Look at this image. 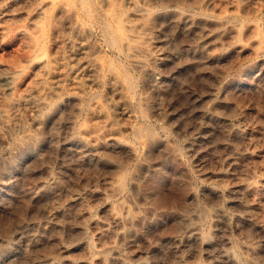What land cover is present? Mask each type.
I'll return each mask as SVG.
<instances>
[{
	"label": "rangeland",
	"instance_id": "374dc122",
	"mask_svg": "<svg viewBox=\"0 0 264 264\" xmlns=\"http://www.w3.org/2000/svg\"><path fill=\"white\" fill-rule=\"evenodd\" d=\"M30 1H0V264H264V1L142 0L157 19L135 57L97 0Z\"/></svg>",
	"mask_w": 264,
	"mask_h": 264
},
{
	"label": "bare ground",
	"instance_id": "6f19581e",
	"mask_svg": "<svg viewBox=\"0 0 264 264\" xmlns=\"http://www.w3.org/2000/svg\"><path fill=\"white\" fill-rule=\"evenodd\" d=\"M0 1H1V0H0ZM31 1H33V0H31ZM31 1H30V3H31ZM37 1H38V0H37ZM41 1H43V2L41 3V5H42V4H43V5H42L41 10H40L41 12H40V11H39V12L42 14L43 17H44V15H45L46 13H48V12H49L50 10H52V9H53V10H56V12L60 11V12L63 13V10H64L65 8H67V12H69L68 9L71 8V7H72V8L74 7L73 5H72V6L70 5V4H72V2H73L74 0H73L72 2H71V1L69 2L68 0H66V1H64V2H61V1H63V0H48V1L41 0ZM76 1H77V0H76ZM79 1H80V0H79ZM83 1H84V0H81V2H83ZM88 1H89V0H87V2H88ZM97 1H98V3H99V6L104 10L105 15L109 18V25H110V26H109V28H108V26H107V28H108V29H107V30H108V31H107V35H108V38L110 39V43H112V45H110L111 48L114 47V46L116 45V47H119L123 52H125L126 54H128L129 57H130L129 54H131L130 52H133V50H137V48H138V51L141 50V49H139V47H140V48L142 47V45H141L142 42H141V44H140V41H141V40L144 41L143 38H145V37H144V36L142 37V35H139L138 33H139L140 30H142V29L144 30V29L147 27V25H148L149 23L154 24V23H152V22L155 20V17H156V12H155L156 10H155V11L152 10L153 6H150L151 3H150L149 5H148V4L145 5V3H148V2H149L148 0H147L148 2H146V1L143 0L145 3H144L142 0H141V1H140V0H128V1H130V2H126V4L128 3V6H129V7L134 6V8H133L134 11H133V12H132V11L130 12L129 9H128L129 12H124V8H125V7H124V5H123L122 2H121L122 0H121L120 2H119L118 0H97ZM123 1H126V0H123ZM151 1H152V0H151ZM259 1H260V0H259ZM261 1H262V0H261ZM263 1H264V0H263ZM25 2H26V1H25ZM81 2H80V3H81ZM92 2H93V1H92ZM92 2H91V3H92ZM141 2L144 3V4L142 3L144 7H143V8L141 7V8H142V12H140V10H141L140 6H141V5H139V3L141 4ZM2 3H3V2H2ZM76 3H78V2H76ZM85 3H86V1H85ZM85 3H84V4H85ZM91 3H90V4H91ZM93 3H94V2H93ZM95 3H96V1H95ZM98 3H97V4H98ZM123 3H124V2H123ZM129 3H130V5H129ZM26 4H27V3H26ZM28 4H29V3H28ZM73 4H74V3H73ZM124 4H125V3H124ZM14 5H15V4H14ZM22 5H24V4H22ZM32 5H33V3H32ZM34 5H35V4H34ZM41 5H39V6H41ZM81 5L83 6V3H82ZM81 5H80V6H81ZM151 5H152V4H151ZM17 6H18V5H17ZM27 6H28V5H27ZM70 6H71V7H70ZM75 6H76V5H75ZM89 6H90V5H89ZM89 6H87V7H89ZM97 6H98V5H97ZM99 6H98V7H99ZM126 6H127V5H126ZM128 6H127V7H128ZM135 6H136V8H135ZM30 7H31V6H30ZM83 7H84V6H83ZM93 7H94V4H93ZM95 7H96V4H95ZM127 7H126V8H127ZM151 7H152V8H151ZM155 7H156V6H155ZM163 7H164V6H163ZM12 8H13V7H12ZM15 8H16V6H15ZM24 8H25V7H24ZM37 8H38V7H37ZM72 8H71V9H72ZM75 8H76V7H74L73 9H75ZM85 8H86V7H85ZM164 8H166V6H165ZM0 9H1V8H0ZM18 9H20V8H18ZM29 9H30V8H29ZM62 9H63V10H62ZM71 9H70V10H71ZM86 9H87V8H86ZM8 10H9V9H8ZM15 10H16V9H15ZM61 10H62V11H61ZM65 10H66V9H65ZM65 10H64V11H65ZM75 10L77 11V9H75ZM75 10H72V11H75ZM78 10H79V9H78ZM81 10H82V9H81ZM81 10H79V11L81 12ZM83 10H84V9H83ZM90 10H91V9H90ZM90 10H89V11H90ZM95 10H96V9H95ZM95 10H94V11H95ZM131 10H132V9H131ZM79 11H78V12H79ZM89 11H88V12H89ZM94 11H93V13H91V12H90V13H91V14H94ZM125 11H126V10H125ZM177 11H178V9H177ZM187 11H188V10H187ZM53 12H54V11H53ZM53 12H52V14H53ZM65 12H66V11H65ZM80 12H79V13H80ZM83 12H84V11H83ZM88 12L86 11V13L89 15ZM174 12H175V11H174ZM70 13H71V12H70ZM74 13H76V12H74ZM74 13H73V14H74ZM86 13H85V14H86ZM97 13H98V12H97ZM100 13H101V12H100ZM100 13H99V14H100ZM177 13H178V12H177ZM27 14H28V12H27ZM157 14H159V13L157 12ZM37 15H38V14H37ZM61 15H62V14H61ZM88 15H87V16H88ZM95 15H96V13H95ZM101 15H103V14H101ZM101 15H100V16H101ZM105 15H103V16H105ZM160 15H161V12H160ZM178 15H179V17H178L179 19H178V20H180L183 24L186 23V24H187L186 26H188V25H192V24L194 25V23H196V22H198V23H200V24H202V22H203V23H206L205 17H204V19L202 18V16H199L200 18H199L198 16L196 17V14H195V15L190 14L189 12H186L184 9H183V10L181 9V10L179 11V14H178ZM38 16H39V15H38ZM40 16H41V15H40ZM42 16H41V17H42ZM53 16H54V15H53ZM53 16H52V18H53ZM55 16H56V17H57V16H60V13H59V15L57 14V15H55ZM90 16H91V15H90ZM103 16H102V17H103ZM24 17H26V16H24ZM24 17H23V18H24ZM41 17L38 18L40 21L43 19V17H42V19H41ZM176 17H177V16H176ZM12 18H13V17H12ZM45 18H46V16H45ZM90 18H92V17H90ZM49 19H50V16H49ZM54 19H55V18H54ZM54 19H53V21L55 22ZM103 19H104V17H103ZM156 19H157V17H156ZM29 20H30V19H29ZM32 20L34 21V19H32ZM32 20H31V21H32ZM39 20H38V21H39ZM43 20H44V19H43ZM101 20H102V19H101ZM178 20H177V21H178ZM38 21H37V22H38ZM47 21H48V18H47ZM50 21H51V20H50ZM53 21H51V22H53ZM93 21L95 22L96 20H93ZM105 21L107 22V20H104V22H105ZM175 21H176V20H175ZM180 21H178V23H179ZM34 22H35V21H34ZM37 22H36V24L34 25V26H37V27H36L35 29H33V28H32V29H33V30H36L37 28L40 27V29H38L40 33L38 34V33H35V32H34V33L31 34V33H30V30H29V33H30L32 36H31L30 34H28L27 31H26V34H28V38H29V37H31V38L33 37V39H30V38H29V39H30L29 44L32 42V46H33V48H35V47L38 45V42L42 41V44H41V46L39 47V50L41 49V52H40L39 50H38V51H39V53H42V54H43L42 56L45 58V56H44L45 52H44V51H46L45 49L47 48V47H46V41H47V40H46V30H47V32H48V29H45V28L48 26V24H49L50 22L47 24V26L44 25L45 23L43 24V26H41V25H42L41 23L44 22V21L39 22L40 25H37V24H38ZM100 22H101V21H100ZM106 22H105V24H106ZM98 23H99V22H98ZM107 23H108V22H107ZM178 23H176V24H178ZM22 24H23V26H24V23H22ZM25 24H26V23H25ZM27 24H28V22H27ZM29 24H30V23H29ZM102 24H103V23H102ZM102 24H101V26H102ZM151 24H150V25H151ZM31 25H32V24H31ZM31 25H30V26H31ZM50 25H53V24L50 23ZM111 25H112V26H111ZM160 25H161V24H160ZM193 25H192V26H193ZM195 25H196V24H195ZM202 25H203V24H202ZM204 25H205V24H204ZM19 26H22V25H19ZM19 26H18V28H20ZM23 26H22V27H23ZM32 26H33V25H32ZM44 26H45V27H44ZM151 26H152V28H153V25H151ZM179 26H180V25H179ZM186 26L184 25L185 28H186ZM22 27H21V28H22ZM25 27H26V26H25ZM188 27H189V26H188ZM199 27H200V26H199ZM27 28H28V27H27ZM102 28H103V26H102ZM154 28H155V27H154ZM154 28H153V29H154ZM158 28H159V27H158ZM182 28H183V27H182ZM185 28H184V29H185ZM191 28H192V27H191ZM16 29H17V28H16ZM24 29H25V28H24ZM32 29H31V30H32ZM103 29H105V28H103ZM193 29H195V28H193ZM239 29H240V28H239ZM239 29L236 30V32L234 31L237 35H240V32H242V31H240ZM10 30H11V29H10ZM14 30H15V28H14ZM14 30H13V31H14ZM17 30H18V29H17ZM21 30H22V29H21ZM33 30H32V31H33ZM38 30H36V31L38 32ZM52 30H53V29H50V31H52ZM150 30H151V29H150ZM241 30H242V29H241ZM15 31H16V30H15ZM22 31H23V30H22ZM24 31H25V30H24ZM103 31H105V30H103ZM144 31H145V30H144ZM20 32H21V31H20ZM140 32H142V31H140ZM145 33H146V32H145ZM19 34H20V33H19ZM26 34H25V36H27ZM33 34H37V35L34 36ZM105 34H106V32H104V35H105ZM141 34H144V32L141 33ZM146 34H147V33H146ZM236 34H235V36H237ZM241 34H242V33H241ZM49 35H50V34H49ZM107 35H106V36H107ZM23 36H24V35H23ZM25 36H24V37H25ZM145 36H146V35H145ZM148 36H149V33H148ZM34 37H35V44L37 43L36 46L33 45ZM21 38H22V37H21ZM140 38H141V40H140ZM146 38H147V37H146ZM150 38H151V37H150ZM237 38H238V37H237ZM25 39H26V38H25ZM29 39H28V40H29ZM106 39H107V38H106ZM147 39H148V38H147ZM54 40H56V39H54ZM26 41H27V40H26ZM49 41H50V37H49ZM145 41H146V40H145ZM145 41H144V42H145ZM147 41H148V40H147ZM93 42H94V41H93ZM20 43H21V42H20ZM20 43H19V44H20ZM40 43H41V42H40ZM40 43H39V44H40ZM56 43H57V42H56ZM72 43H73V42H72ZM89 43H91V42H89ZM94 43H95V42H94ZM108 43H109V42H108ZM148 43H149V41H148ZM148 43L145 42V44H148ZM22 44H23V43H22ZM29 44L27 43V45H29ZM97 44H98V43H97ZM143 44H144V43H143ZM20 45H21V44H20ZM49 45H50V44H49ZM73 45H74V44H73ZM73 45H72L71 48L69 49V50L72 52V53H71L72 55L76 52V51L74 52V50H75L76 48H74L75 45H74V46H73ZM92 45H93V44H91V46H92ZM32 46H30V47L32 48ZM95 46H96V45H95ZM98 46H99V45H98ZM145 46H146V45H143V47H145ZM27 47H28V46H27ZM30 47H29V48H30ZM50 47H52V46L50 45ZM50 47H49V48H50ZM82 47H83V46H82ZM143 47H142V48H143ZM146 47H147V46H146ZM196 47H197V46H196ZM24 48H25V47H24ZM29 48H28V49H29ZM31 48H30V49H31ZM88 48H89V45H88ZM94 48H95V47H94ZM96 48H97V47H96ZM99 48H100V46H99ZM149 48H150V46H149ZM202 48H203V47H202ZM28 49H26V50H28ZM30 49H29V50H30ZM77 49H78V48H77ZM77 49H76V50H77ZM79 49L81 50V48H79ZM82 49H85V48H82ZM90 49H91V47H90ZM90 49H89V50H90ZM112 49H113V48H112ZM143 49H144V48H143ZM152 49H153V48H152ZM187 49H188V48H187ZM114 50H116V49H114ZM200 50H201V49H200ZM32 51H34V50L31 49V52H32ZM38 51H37V52H38ZM95 51H96V50H95ZM103 51H104V50H102L101 52H103ZM35 52H36V51H35ZM37 52H36V53H37ZM78 52H79V51H78ZM78 52H77V54H78ZM80 52H81V51H80ZM99 52H100V50H99ZM101 52H100V53H101ZM144 52H145V51H144ZM144 52H143V53H144ZM146 52H147V51H146ZM146 52H145V53H146ZM199 52H200V51H199ZM201 52H202V51H201ZM39 53H38V55H39ZM97 53H98V50H97ZM121 53H122V52H121ZM181 53H182V52H181ZM22 54H23V53H22ZM27 54H28V53H27ZM79 54H80V53H79ZM102 54H104V53H101L100 55L102 56ZM122 54H123V53H122ZM137 54H138V53H137ZM141 54H142V53H141ZM141 54H140V56H141ZM184 54H185V53H184ZM24 55L26 56V54H24ZM46 55H47V53H46ZM74 55H76V54H74ZM81 55H83V54L81 53ZM81 55H79V56H81ZM84 55H85V54H84ZM86 55H87V54H86ZM98 55H99V54H98ZM100 55H99V56H100ZM131 55H133V54H131ZM142 55H143V54H142ZM28 56H29V55H28ZM30 56H31V55H30ZM32 56H33V55H32ZM35 56H36V57H34V59L36 60L37 55L35 54ZM42 56H41V57H42ZM96 56H97V55H96ZM101 56L99 57L100 59L98 58L99 60H102V59H101V58H102ZM103 56H104V55H103ZM133 56H134V55H133ZM134 57H135V56H134ZM136 57H137V56H136ZM182 57H184L183 54H182ZM216 57H217V55H216ZM218 57H219V56H218ZM38 58H39V56H38ZM62 58H63V57H62ZM70 58H71V57H70ZM77 58L79 59L80 57H77ZM137 58H138V57H137ZM179 58H180V57H179ZM23 59H24V58H23ZM26 59H27V57H26ZM41 59H42V58H41ZM71 59H72V58H71ZM104 59H105V58H104ZM131 59H132V58H131ZM181 59H182V58H181ZM181 59H180V60H181ZM215 59H216V58H215ZM217 59H218V58H217ZM35 60H34V61H35ZM37 60H38V59H37ZM45 60H46V59H45ZM180 60H179V61H180ZM26 61H27V60H26ZM50 61H51V60H50ZM64 61H65V60H64ZM111 61L113 62V60H111ZM140 61H141V60H140ZM140 61H139V62H140ZM31 62H32V60H31ZM37 62H38V61H37ZM135 62H136V61H135ZM32 63H33V62H32ZM61 63H63V62H61ZM64 63H66V61H65ZM180 63H181V62H179V64H180ZM17 64H18V62H17ZM30 64H31V63H30ZM70 64H72V63H70ZM70 64H69V65H70ZM179 64H178V65H179ZM82 65H83V64H82ZM136 65H137V64H136ZM15 66H16V65H15ZM21 66H23V65H21ZM30 66H31V65H30ZM64 66H65V65H64ZM71 66H72V65H71ZM19 67H20V65H19ZM68 67H69V66H68ZM101 67L103 68L104 66H101ZM111 67L113 68V66H110V68H111ZM112 68H111V70H112ZM20 69H21V68H20ZM114 69L117 70V69L115 68V66H114L113 70H114ZM15 70H16V68H15ZM17 70H19V69H17ZM77 70H78V69H77ZM83 70H84V69H83ZM100 70H101V69H100ZM111 70H110V71H111ZM25 71H26V70H25ZM25 71H24V72H25ZM14 72H15V71H14ZM18 72H19V71H18ZM20 72H21V71H20ZM115 72H116V71H115ZM115 72H114V71L109 72V74L112 73V75H110V76H111V77L113 76V77L116 78V77L118 76V74H116ZM119 72H120V71H119ZM125 72H126V71H125ZM12 73H13V72H12ZM14 74H15V73H14ZM126 74H127V73H126ZM16 75H17V74H16ZM79 76H80V75H79ZM79 76H77L74 80H73V79H72V80H73V84H74V85H73V86H74V89H79V91H81L80 89H81V88H83V89L85 88L87 81H85V79L83 78V76H80V77H79ZM10 77H11V76H10ZM118 77H119V76H118ZM11 78H12V77H11ZM11 78H10V79H11ZM86 79H87V78H86ZM116 79H117V78H116ZM8 80H9V79H8ZM8 80H5V81L8 82V88H9V90H10L12 87L9 86V84L11 85L10 81H11L12 79L9 80V81H8ZM67 80H68V79H67ZM7 82H6V83H7ZM11 82H12V81H11ZM70 82H71V81H70ZM129 82H130V81H129ZM132 83H133V82H131L130 84L132 85ZM4 84H5V83H4ZM71 84H72V83H71ZM130 84H129V85H130ZM162 84H163V83H162ZM6 85H7V84H6ZM131 85H130V86H131ZM68 86H69V85H68ZM70 86H71V85H70ZM73 86H72V87H73ZM89 86H91V85H89ZM89 86H88V88H89ZM98 86H99V85H98ZM133 86H134V85H133ZM79 87H80V88H79ZM86 87H87V86H86ZM8 88H7V89H8ZM68 88H70V87H68ZM93 88H94V87H92V89H93ZM133 88H134V87H133ZM133 88H130V87H129V89H133ZM72 89H73V88H72ZM90 89H91V88H90ZM92 89H91V90H92ZM84 90H85V89H84ZM84 90H82V92H84V94H85V91H86V90H85V91H84ZM79 91H77V92L80 93ZM88 91H89V89H88ZM88 91H87V92H88ZM70 92H72V91H70ZM74 92H75V91H74ZM77 92H76V93H77ZM89 93H90V92H89ZM89 93H88V94H89ZM128 96H129V95H128ZM81 99H82V98H81ZM15 100H16V99H14V101H15ZM14 101L11 100L9 103L6 102L7 104L5 103L6 105H4V106L2 107L1 111H8V110H9L8 107H9V106L11 107V105L15 103ZM16 101H17V100H16ZM12 102H14V103H12ZM91 109H92V108H91ZM103 110H104V109H103ZM130 117H131V116H130ZM245 118H246V117H245ZM86 126H87V125H86ZM87 128H88V126H87ZM87 128H86V129H87ZM144 129H146V128H144ZM88 130H90V129H88ZM142 130H143V129H142ZM142 130H141V129H138V130H137V133H136L137 137H139L138 139H140V140L142 141V142H141L142 145H143V143H144V144H145L146 142L148 143V140H149V139H150V142L152 141V143H153V140H151V137H154V138H155V136H157V135H155V132L153 131V132H154V134H153V132H152L151 130H146V131H142ZM83 131H84V130H83ZM79 132H80V131H79ZM81 132H82V131H81ZM77 134H78V133H77ZM79 134H80V133H79ZM87 135H88V134H87ZM87 135H86V137H90V136H87ZM89 135H90V134H89ZM75 136H76V135H75ZM77 136H78V135H77ZM81 136L84 137V138L81 137L82 139H85V135H84V134L81 135ZM77 138H78V137H77ZM99 138H100V140H101V136H99ZM82 139H81V140H82ZM102 139H103V137H102ZM193 139H194V138H193ZM193 139H192V140H193ZM252 139H253V138H252ZM21 140H22L21 142H24L23 138H22ZM88 140L91 141V138H90V139H87V138H86L84 141L86 142V141H88ZM97 140H98V139H97ZM140 140H139V141H140ZM249 140H250V139H249ZM253 140H254V139H253ZM79 141H80V140H79ZM90 141H88V142H90ZM121 141H122V140H121ZM194 141H195V140H194ZM251 141H252V140H251ZM82 142H83V141H82ZM100 142H101V141H100ZM122 142H124V141H122ZM150 142H149V143H150ZM86 143H87V142H86ZM86 143L83 142V144H86ZM93 143H94V142H93ZM93 143H91V144H93ZM97 143H98V141H97ZM147 143H146V144H147ZM87 144H89V143H87ZM87 144H86V146H87ZM91 144H90V146H91ZM94 144H96V141H95ZM94 144H93L92 146H95ZM100 144H101V143H100ZM98 145H99V143H98ZM98 145H97V146H98ZM104 145H105V144H104ZM149 145H150V144H149ZM92 146H91V147H92ZM131 146H132V145H131ZM175 146H176V145H175ZM175 146H174V147H175ZM194 146H195V145H194ZM101 147H102V146H101ZM94 148H95V147H94ZM193 148H195V147H193ZM97 149H99V148H97ZM174 149H175V148H174ZM174 149H173V150H174ZM131 150H132V149H131ZM133 150H134V149H133ZM175 150H176V149H175ZM135 151H136V150H135ZM22 152H23V151H22ZM173 152H175V151H173ZM195 152H196V151H195ZM197 152H198V151H197ZM105 155H106V154H105ZM107 156H108V155H107ZM253 156H254V154H253ZM253 156H252V157H253ZM111 157H112V156H111ZM112 158H113V157H112ZM114 159H115V158H114ZM116 163H117V162H116ZM261 175H262V174H261ZM122 176H123V175H122ZM123 179H124V178H123ZM189 179H190V178H189ZM190 180H192V178H191ZM249 181H250V180H249ZM251 181H252V180H251ZM251 181H250V183H252L254 180H253L252 182H251ZM255 181H256V180H255ZM263 181H264V180H263ZM257 182L260 183L261 180H260V181H257ZM247 183H249V182H247ZM250 183H249V184H250ZM253 183L255 184V182H253ZM253 183L251 184L252 186L254 185ZM259 183H258V184H259ZM244 184H245V183H244ZM244 184H243V185H244ZM243 185H242V186H243ZM245 185H246V184H245ZM245 185H244V186H245ZM251 185H250V188L252 187ZM262 185H263V184H262ZM255 186H257V184H256ZM255 186H253V187H255ZM247 187H248V189H249V186H248V185H247ZM251 189H252V188H251ZM251 189H250V190H251ZM252 190H254V189H252ZM259 192H260V191H259ZM254 193H255V192H254ZM258 194H259V193H258ZM254 198H256V197H254ZM256 201H257V199H256ZM261 202H262V201H261ZM253 204H254V203H253ZM263 204H264V203H263ZM260 205H261V204H260ZM254 206H255V205H254ZM257 206H258V205H257ZM263 207H264V205H263ZM246 209H247V208H246ZM260 209H261V208H260ZM247 210H248V209H247ZM249 210H250V208H249ZM125 211H126V210H125ZM251 212H252V211H251ZM112 213H113V212H112ZM114 213H115V215H118V217H119V213H118V214H117V212H114ZM114 213H113V214H114ZM254 213H255V212H254ZM254 213H253V214H254ZM113 214H112V215H113ZM123 215H125V213H124ZM134 215H135V214H134ZM134 215H133V213H132L131 211H127V212H126V217H129L132 221H133L132 218H134V217H133ZM256 215H257V214H256ZM252 216H253V215H252ZM115 217L117 218V216H115ZM124 217H125V216H124ZM124 217H121V218H124ZM126 217H125V218H126ZM135 217H137V216H135ZM188 217H189V216H188ZM113 218H114V217H113ZM116 218H115V219H116ZM189 218H190V217H189ZM118 219H119V218H117L116 220H118ZM126 219H127V218H126ZM130 219H128V220H130ZM190 219H191V218H190ZM119 220H120V219H119ZM119 220H118V221H119ZM121 221H122V219H121ZM123 221H124V219H123ZM180 221H181V219H180ZM116 222H117V221H116ZM119 222H120V221H119ZM251 222H252V221H251ZM253 222H254V221H253ZM259 222H260V221H259ZM183 223H184V221H183ZM186 223H188V222H186ZM260 223H261V222H260ZM185 225H186V224H185ZM188 225H189V224H188ZM250 225H251V224H250ZM180 226H181V225H180ZM251 226H252V225H251ZM177 227H178V226H177ZM192 227H193V226H192ZM199 227H200V226H199ZM179 228H180V227H179ZM195 228H196V227H195ZM251 228H252V227H251ZM175 230H176V229H175ZM190 230H191V229H190ZM194 230H195V229H194ZM194 230H193V231H194ZM196 230L199 231V229H196ZM196 230H195V231H196ZM207 231H208V230H207ZM190 232H191V231H189V234H190ZM199 234H200V233H199ZM209 234H212V233L210 232ZM194 235H195V234H194ZM200 235H201V234H200ZM206 236H207L209 239H211V238H210L211 236H209V235H206ZM189 237H190V236H189ZM207 237H206V238H207ZM212 238H213V237H212ZM256 247H257V246H256ZM256 247L254 246V249H255ZM248 249H249V248H248ZM250 249H251V248H250ZM250 249H249V250H250ZM250 252H253V251H250ZM250 252H249V253H250ZM235 254H236V252H235ZM251 254H252V253H251ZM231 255H232V254H231ZM235 256H236V255H235ZM235 256H234V259L232 260L234 264H236L235 260L238 259V258L235 259ZM231 257H232V256H231ZM236 257H237V256H236ZM48 259H49V258H48ZM50 259H52V258H50ZM49 261H51V260H49ZM49 261H47V262H49ZM104 261H105V260H104V258H103V262H104ZM49 263H50V262H49ZM57 264H58V263H57ZM231 264H232V263H231Z\"/></svg>",
	"mask_w": 264,
	"mask_h": 264
}]
</instances>
